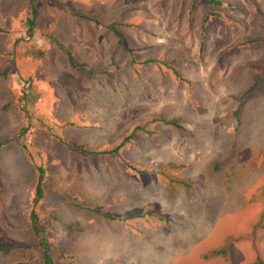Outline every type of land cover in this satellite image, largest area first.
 Instances as JSON below:
<instances>
[{
    "label": "rangeland",
    "instance_id": "1",
    "mask_svg": "<svg viewBox=\"0 0 264 264\" xmlns=\"http://www.w3.org/2000/svg\"><path fill=\"white\" fill-rule=\"evenodd\" d=\"M59 1L0 0V264H42L32 209L52 264H264V0Z\"/></svg>",
    "mask_w": 264,
    "mask_h": 264
},
{
    "label": "trees",
    "instance_id": "2",
    "mask_svg": "<svg viewBox=\"0 0 264 264\" xmlns=\"http://www.w3.org/2000/svg\"><path fill=\"white\" fill-rule=\"evenodd\" d=\"M31 1H33V0H31ZM54 1L58 6L62 7L63 9L74 12V10L72 8H69L67 5L61 3L59 0H54ZM207 4H212V5H216L218 7H221L222 1L221 0H208ZM30 8L32 10V15L34 18L36 15V9L33 5H30ZM229 9H232V8H229ZM206 10H207V12H206V15L204 16V21H207L210 18V16L221 17V15H223L221 11L210 9L208 6H207ZM32 23H33V19H31L29 21V25L30 24L32 25ZM31 29L32 28H30V30ZM252 66L255 70V74L253 75V82L244 92L241 93V95L239 96V103L242 101V99L246 95V93H248L251 90L253 85L256 84L264 76V65L253 64ZM172 70L176 75H178L177 70H175L173 68H172ZM161 122L163 124L170 125L171 127H173L176 130H180L182 128V125L180 124L178 118L168 120L158 113L157 114H148L143 119L136 120V122L133 123L131 129L128 132L124 133V135L122 137H120L116 141V143L111 146L110 149L95 151L94 153H101V154L102 153H105V154H112L113 153V154L118 155L119 157L123 158V156L121 154V149L123 147H126L129 143L133 142L138 134H143V135H146L148 137H153V136L157 135V133H160V128L156 127V124L161 123ZM26 126L28 127V124H26V125L23 124L22 131H24V130L26 131V129H27ZM82 150L86 151L84 147L82 148ZM124 161L128 164L129 167L133 168L138 173L147 172V171L151 172L154 170V171H156V172L158 171V173L162 174L164 176V178H166L165 176L167 175V177H169L171 179L170 180V179L166 178V181L168 180L169 183L171 181V183H174V184H176L182 188H191L193 186V183L188 181L186 178H182L180 176L178 177V176L169 175L170 170L175 169L177 167L176 164H174L173 162L161 163V164L155 165L152 168H148L149 167L148 165L141 167L140 165L139 166L133 165L126 160H124ZM43 176H44V168L42 166L37 167V182L35 184L34 194L32 197L33 205H36L44 195ZM132 215H135V214L131 213L127 216H116L113 214H105V217L108 219L124 220L127 217L128 218L133 217ZM137 217L144 218L143 214H140V213L137 214ZM30 219H31L32 229H33V231L37 237L36 238V244L41 249V252H42V256H43L42 264H52L53 263V255L51 253L50 243L46 237L45 226L40 224L39 219L37 217V214L33 209L31 210ZM211 252L215 253V250H213ZM257 264H263V262L258 261Z\"/></svg>",
    "mask_w": 264,
    "mask_h": 264
}]
</instances>
